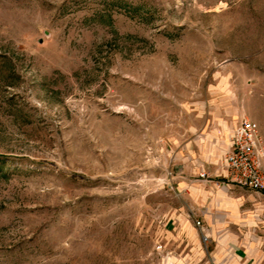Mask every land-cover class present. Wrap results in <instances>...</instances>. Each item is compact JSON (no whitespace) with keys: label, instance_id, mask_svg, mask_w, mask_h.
I'll return each mask as SVG.
<instances>
[{"label":"rangeland","instance_id":"rangeland-1","mask_svg":"<svg viewBox=\"0 0 264 264\" xmlns=\"http://www.w3.org/2000/svg\"><path fill=\"white\" fill-rule=\"evenodd\" d=\"M244 118L264 0H0V264H264Z\"/></svg>","mask_w":264,"mask_h":264},{"label":"built area","instance_id":"built-area-1","mask_svg":"<svg viewBox=\"0 0 264 264\" xmlns=\"http://www.w3.org/2000/svg\"><path fill=\"white\" fill-rule=\"evenodd\" d=\"M264 140L260 126L255 121L244 118L233 129L230 146L225 153V181L264 195ZM207 180L206 171L200 173Z\"/></svg>","mask_w":264,"mask_h":264},{"label":"crops","instance_id":"crops-1","mask_svg":"<svg viewBox=\"0 0 264 264\" xmlns=\"http://www.w3.org/2000/svg\"><path fill=\"white\" fill-rule=\"evenodd\" d=\"M229 146H230V144H229Z\"/></svg>","mask_w":264,"mask_h":264}]
</instances>
